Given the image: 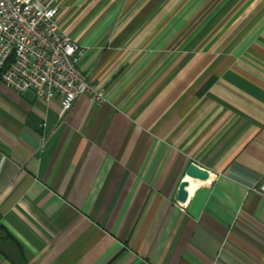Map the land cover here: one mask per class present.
<instances>
[{
  "label": "crops",
  "instance_id": "crops-1",
  "mask_svg": "<svg viewBox=\"0 0 264 264\" xmlns=\"http://www.w3.org/2000/svg\"><path fill=\"white\" fill-rule=\"evenodd\" d=\"M58 22L106 102L60 117L0 82V264H264V0H61Z\"/></svg>",
  "mask_w": 264,
  "mask_h": 264
},
{
  "label": "built area",
  "instance_id": "built-area-1",
  "mask_svg": "<svg viewBox=\"0 0 264 264\" xmlns=\"http://www.w3.org/2000/svg\"><path fill=\"white\" fill-rule=\"evenodd\" d=\"M60 2L0 0V82L46 103L58 96L62 117L84 95L98 103L106 96L81 71L86 49L61 29Z\"/></svg>",
  "mask_w": 264,
  "mask_h": 264
},
{
  "label": "water",
  "instance_id": "water-1",
  "mask_svg": "<svg viewBox=\"0 0 264 264\" xmlns=\"http://www.w3.org/2000/svg\"><path fill=\"white\" fill-rule=\"evenodd\" d=\"M42 123V120L34 114H31L27 121V125L36 132L41 131ZM209 177L210 172L207 169L200 167L194 162L190 163L186 170V179H184L178 187L176 200L181 204H184L188 200V179H192L193 181L206 182L208 181Z\"/></svg>",
  "mask_w": 264,
  "mask_h": 264
},
{
  "label": "bare ground",
  "instance_id": "bare-ground-1",
  "mask_svg": "<svg viewBox=\"0 0 264 264\" xmlns=\"http://www.w3.org/2000/svg\"><path fill=\"white\" fill-rule=\"evenodd\" d=\"M189 181V187L188 190H190V192H193V190L195 189L197 183H195L192 179H188ZM189 192V191H188Z\"/></svg>",
  "mask_w": 264,
  "mask_h": 264
}]
</instances>
